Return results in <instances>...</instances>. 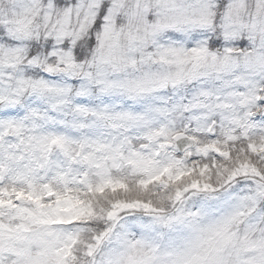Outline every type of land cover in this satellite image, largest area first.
<instances>
[{"label": "snow or ice", "instance_id": "obj_1", "mask_svg": "<svg viewBox=\"0 0 264 264\" xmlns=\"http://www.w3.org/2000/svg\"><path fill=\"white\" fill-rule=\"evenodd\" d=\"M0 264H264V0H0Z\"/></svg>", "mask_w": 264, "mask_h": 264}]
</instances>
